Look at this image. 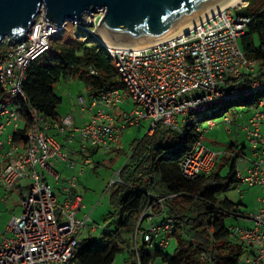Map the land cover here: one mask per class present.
<instances>
[{
	"label": "built area",
	"instance_id": "1",
	"mask_svg": "<svg viewBox=\"0 0 264 264\" xmlns=\"http://www.w3.org/2000/svg\"><path fill=\"white\" fill-rule=\"evenodd\" d=\"M247 5L216 13L192 26L187 35L150 48L106 46L99 42L112 58L119 86L91 98L83 108L91 118L83 126H77L70 114L56 121L43 116L24 90L31 62L49 49L51 39L65 27L51 24L41 15L28 38L17 44L7 41L0 48V86L5 93L0 98V205L10 193L20 189L23 210L5 229L0 242V264H76L74 254L83 241L80 236L91 220V214L78 218L85 209L76 192L78 178L84 173L83 168L92 163L91 152L114 149L125 129L149 122L147 135L161 125L184 137L190 119L195 123L207 118V127L212 128V119L228 112L233 101L264 93L259 63L249 59L240 46L251 20L232 14V10L239 11ZM98 16L101 18L97 22ZM103 16L100 11L88 17L87 25L74 24L79 25L80 31L84 29L86 39L93 36L96 40L94 32ZM95 73L91 70V75ZM242 77L252 78L253 82L235 86L233 82ZM127 100L133 103L132 110L115 115L114 110ZM79 102L86 103L84 98ZM252 110L243 129L249 142L258 147V159L245 173H237L236 180L240 188L259 187L263 196L256 214L248 217L237 211L232 215L237 219L247 216L253 226L232 227L230 236L252 251V257L244 264H264V98ZM224 124L231 125L232 121L225 118ZM198 132L180 165L183 177L189 181L211 175L222 154L205 145L207 130L201 127ZM58 164L72 172L62 198L49 181L60 182ZM120 172L110 188L123 184ZM144 193L147 204L130 236L129 247L124 246L121 251V264H144V248L164 252L172 244L176 222L168 215L167 200L174 196ZM95 230L93 227L90 231ZM104 232L108 233L107 227ZM202 258L208 256L203 254Z\"/></svg>",
	"mask_w": 264,
	"mask_h": 264
},
{
	"label": "trees",
	"instance_id": "2",
	"mask_svg": "<svg viewBox=\"0 0 264 264\" xmlns=\"http://www.w3.org/2000/svg\"><path fill=\"white\" fill-rule=\"evenodd\" d=\"M247 3V7L238 12L251 20L240 39V46L249 59L259 63V77L264 79V0H247ZM111 59L93 36L76 45L54 42L31 62L24 90L43 116L56 121L61 118L58 109L63 102L54 91L56 84L62 79L79 78L85 82L90 97H95L102 90L118 87V75ZM91 70L96 72L95 75H91ZM252 82V78L242 77L233 83L242 86ZM4 97L0 86V98ZM263 98V92L257 93L233 101L231 105L250 110ZM206 119L195 123L190 119L184 137L159 125L152 135L133 143L132 153L120 172L123 184L110 188L113 218H109L108 233H103L100 242L92 238L83 240L74 254L76 264L115 263L123 247H129L130 236L147 204L144 191L173 195L167 200L168 215L176 222L172 237L176 241L173 253L144 248V264H154L157 260L167 264H242L248 248L231 240V229L224 222L238 209L229 200L219 201L216 197L217 193L236 185L237 157L224 158L227 164L220 163L211 175L198 177L195 181L187 180L181 173V162L192 149L199 135L198 129ZM95 154L97 151L91 152L92 157ZM226 165H230V172L224 176L222 169ZM203 254L208 258H202Z\"/></svg>",
	"mask_w": 264,
	"mask_h": 264
},
{
	"label": "rangeland",
	"instance_id": "3",
	"mask_svg": "<svg viewBox=\"0 0 264 264\" xmlns=\"http://www.w3.org/2000/svg\"><path fill=\"white\" fill-rule=\"evenodd\" d=\"M246 2L243 4L245 6ZM239 11L232 10V14L237 15ZM100 16H98L97 22L100 20ZM92 27H95L94 19H92L91 23ZM78 24H73L72 22H68L65 28L59 32L55 37H53L50 41V46L54 42H58L60 44L76 45L77 42H82L86 40V36L83 31H80L78 28ZM93 29V28H92ZM90 28V30H92ZM7 39L4 40L0 48L5 47L7 44ZM6 42V43H5ZM55 93L62 98L63 102L60 105L58 112L60 115H77L80 114L82 109L87 107V104L90 102V94L89 90L82 80L79 78H67L62 79L58 82L54 88ZM84 98L85 104L80 105L79 99ZM129 105V103H128ZM126 109L128 112L132 110V105L127 107V103L124 105H120V109ZM118 110V111H119ZM245 113V110L242 106L234 105L231 106L223 116H219L212 119L213 124L216 126L215 129L210 131L207 127V122H202V128L207 130L208 132L205 134V143L208 148L216 153H224L227 148L231 145V143L237 146L238 151L242 147H246V151L248 156L251 155L252 144L246 140L245 135L240 134L236 131L235 125L228 127L224 125V119L230 118L234 123L237 122L239 114ZM242 122V121H241ZM264 128V127H263ZM149 130V122H143L141 126H133L125 129L123 134L120 135L118 148L120 151L112 150V151H98L91 158V164L86 165L84 169V173L79 176L77 183V193L82 197L83 205L85 209H83L79 214L78 218L82 219L85 214H91V220L85 230H83L80 238L81 239H89L92 238L96 241H101L103 239L104 229L111 223V217L113 218V204H112V190L109 185H111V181L113 178L117 177V173L123 168L128 157L132 151V145L135 141L142 140ZM233 130V135H229L228 131ZM263 130V129H262ZM10 131V130H9ZM264 131V130H263ZM59 141H63L59 138ZM91 157V155H90ZM221 157V156H220ZM220 159V158H219ZM222 159V158H221ZM237 169H244V160L236 159ZM97 167V168H96ZM96 168V169H95ZM57 170L62 174V178L59 183H54L53 180H49L50 183L54 186H57V195L60 197L59 190L64 188L67 180L72 176V172L64 164H58ZM230 172V165L223 166L222 174L227 176ZM262 190L259 187L250 188L248 186H243L241 188L237 187V185H233L229 189H224L221 192L217 193L216 197L219 201L229 200L237 204L238 206L244 204V206L248 207L250 211H254L256 209V201L258 198L262 197ZM20 195L19 192L13 193L9 200L3 205L0 206L1 209L6 210L4 213L2 221L3 225L8 223L10 218L19 217L23 210L20 205ZM258 211L260 209V203L258 202ZM248 210V211H249ZM247 211V213H249ZM253 213V212H252ZM110 218V219H109ZM227 227L243 225L241 222L233 217H226L224 219ZM147 223L144 222L143 226L146 227ZM95 227L96 230L94 232H90V230ZM4 228H2L3 230ZM130 245V244H129ZM176 248V241L173 239L172 244L170 245L168 252L173 253ZM124 255L122 253H118L114 264H121L123 262ZM156 264H161L159 260L155 261Z\"/></svg>",
	"mask_w": 264,
	"mask_h": 264
},
{
	"label": "water",
	"instance_id": "4",
	"mask_svg": "<svg viewBox=\"0 0 264 264\" xmlns=\"http://www.w3.org/2000/svg\"><path fill=\"white\" fill-rule=\"evenodd\" d=\"M234 0H0V45L30 36L36 19L59 27L85 26L102 11L95 33L102 45L138 48L179 34ZM9 44V45H10Z\"/></svg>",
	"mask_w": 264,
	"mask_h": 264
},
{
	"label": "crops",
	"instance_id": "5",
	"mask_svg": "<svg viewBox=\"0 0 264 264\" xmlns=\"http://www.w3.org/2000/svg\"><path fill=\"white\" fill-rule=\"evenodd\" d=\"M91 98L92 97H90V100H91ZM125 103H127V107H129L130 105H132V108H133V103L131 102V101H128L127 100V102H125ZM125 103H123V104H121V105H124ZM128 103H129V105H128ZM87 105H89V104H87ZM119 107H120V105L114 110V114L115 115H117V116H119L123 111H127L126 109L124 110V109H120L119 110ZM244 108V107H243ZM255 108V107H254ZM254 108H252V109H254ZM252 109H250V110H247L246 108H244V110H245V113L244 114H246V115H243L242 113H240L239 114V116H238V120H237V122L236 123H234L233 121H232V124L231 125H227L228 127H231V126H233V125H235V128H236V131H238L240 134H243V135H245V138H246V140L247 141H249L248 140V138H247V134H246V131L243 129L245 126H247L248 125V123H249V120H250V118H251V116H252V112H253V110ZM119 110V111H118ZM62 116H64V115H61V117ZM73 117L75 118V122H76V125L77 126H83V125H85L86 123H88L89 122V120H90V118H91V115L89 114V112L87 111V109L86 110H83L82 109V111H81V113L80 114H77V115H73ZM242 121V122H241ZM224 125H226V124H224ZM141 126V125H140ZM215 127L216 126H214V127H212V128H209V130L210 131H212L213 129H215ZM264 127V126H263ZM263 130H264V128H262ZM262 130V131H263ZM208 132V131H207ZM206 132V133H207ZM233 130L231 131V130H229L228 131V134L229 135H233ZM263 133H264V131H263ZM56 135H58V133L56 132L55 133ZM121 134H123V132L121 133ZM120 134V135H121ZM147 135V134H146ZM119 145V144H118ZM205 145H206V143H205ZM207 146V145H206ZM246 149V147H242V148H240V150L238 151V149H237V146L235 145V144H233V143H231V145L227 148V150L223 153V154H221L218 158H217V162H216V168H218L219 167V165H220V163H221V165L222 164H227L228 162L227 161H225V160H227V159H224V158H235V157H237V159L239 158V159H243L244 160V162H243V166H244V169L243 170H239V169H237V162H236V164H235V166H236V172L237 173H245L248 169H249V167H250V165L252 164V162H254L255 160H257L258 158L255 156V153L256 152H258V147L257 146H255V145H252V149H251V155L250 156H248V153H247V151L245 150ZM112 150H116V151H120L119 150V148H118V146H116L114 149H112ZM112 150H110V151H112ZM93 151H105V150H102V149H98V150H93ZM105 152H107V151H105ZM131 153H132V151H131ZM91 158H92V155H91ZM220 158V159H219ZM222 158V159H221ZM229 164H231V162L229 163ZM229 166V165H228ZM66 184V183H65ZM236 185H237V187H239L238 186V181H237V183H236ZM65 186V185H64ZM55 188H57V186L55 187ZM240 188V187H239ZM57 190V189H56ZM62 190L63 189H61V190H59V193L61 194V192H62ZM16 192H19V195H20V198H21V190L20 189H18V190H16V191H14L13 193H16ZM76 192H77V190H76ZM145 192H147V191H145ZM13 193H10L8 196H7V198L3 201V202H1V205H3V203H6L8 200H9V198L11 197V195L13 194ZM149 193H151V192H149ZM263 194V193H262ZM154 195V194H153ZM0 196H3V192L0 190ZM263 196V195H262ZM59 197V196H58ZM59 198H62V194L60 195V197ZM261 198V197H260ZM259 198V199H260ZM230 202H232V201H230ZM258 198H257V201H256V205L258 206ZM234 205H235V208L236 209H238V211L239 212H241V213H243V214H246V215H248V217L249 216H252V215H254V214H256L257 212H258V207L257 206H255L256 207V209L254 210V211H250L249 209H248V207H246V206H244V204H241V205H237V204H235L234 202H232ZM0 205V206H1ZM2 210V212H1V214H0V242L2 241V239H3V236H5L6 235V228H7V225H8V223H9V221L12 219V218H10L9 219V221H8V223L7 224H5V226L3 225V221H2V218H3V216L2 215H4V213L6 212V210H4L3 211V209H1ZM249 210V211H248ZM247 211L249 212V213H247ZM253 212V213H252ZM86 215V214H85ZM84 215V216H85ZM247 216L246 217H242V218H235V219H237V221L239 220L240 222H241V224H243V225H238L237 227H245V228H248V227H252L253 226V221H251V219H249ZM234 218V217H233ZM232 227H234V226H232ZM232 227H229L230 229L232 228ZM236 227V226H235ZM2 228H4L3 230H2ZM91 232V231H90ZM84 240V239H83ZM86 240V239H85ZM231 240L234 242V243H238L234 238H232L231 237ZM252 251L251 250H249L248 249V251H247V253L245 254V256L242 258V261H241V263L242 264H244L243 262L245 261V260H248V259H250L251 257H252Z\"/></svg>",
	"mask_w": 264,
	"mask_h": 264
},
{
	"label": "bare ground",
	"instance_id": "6",
	"mask_svg": "<svg viewBox=\"0 0 264 264\" xmlns=\"http://www.w3.org/2000/svg\"><path fill=\"white\" fill-rule=\"evenodd\" d=\"M245 2H246V0H234V1H232L231 3H229L228 5L224 6L223 8H220V9H218V10L212 12L211 14H208V15H207L206 17H204L200 22H202V21H204V20H206V19L212 17V16L215 15L216 13L223 12L224 10L234 9V8L241 7V6H243V4H244ZM245 6H246V5H245ZM189 29H190V28H189ZM180 35H181V34H179V35H177V36H173V37H171V38H167V39H165V40H163V41H161V42H165V41H167V40H171V39H174V38L176 39V37H178V36H180ZM161 42L154 43V44H151V45L148 44V46H143V47H140L139 49L150 48V47H152V46H154V45H156V44H159V43H161ZM108 46H109V45H108Z\"/></svg>",
	"mask_w": 264,
	"mask_h": 264
}]
</instances>
